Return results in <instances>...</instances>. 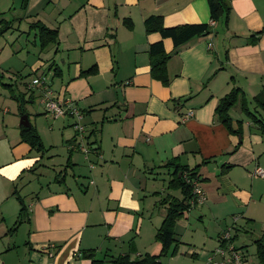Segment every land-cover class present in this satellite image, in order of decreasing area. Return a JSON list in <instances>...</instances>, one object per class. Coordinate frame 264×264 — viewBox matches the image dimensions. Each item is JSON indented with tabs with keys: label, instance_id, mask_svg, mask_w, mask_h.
Returning a JSON list of instances; mask_svg holds the SVG:
<instances>
[{
	"label": "crops",
	"instance_id": "1",
	"mask_svg": "<svg viewBox=\"0 0 264 264\" xmlns=\"http://www.w3.org/2000/svg\"><path fill=\"white\" fill-rule=\"evenodd\" d=\"M228 1V21L223 17L213 33L175 50L172 39L147 33L145 21L160 16L166 27L211 25L208 0H0V31L7 28L0 34L3 83L30 96V80L46 74L56 94L82 110L86 142L94 149L88 160L70 148L74 118L53 117L41 107L37 113L46 119L39 122L49 126L40 134L41 149L22 141L15 120L11 134L0 133V264H112L119 255L158 254L163 199L182 198L180 190L167 188L174 169L163 165L173 158L197 168L206 194L196 212L212 240L193 252L202 262L227 226L235 223L241 249L249 242L237 244L239 228L250 233L248 222L264 226V177L252 176L264 168V109L255 100L264 97V33L255 34L264 28V0ZM37 21L58 30V43L40 49L38 30L30 28ZM8 32L17 35L8 39ZM161 40L171 55L169 85L151 72L150 46ZM236 87L256 116L238 105L229 110L240 133L216 113ZM1 89L10 97L0 81V98ZM31 96L39 99V92ZM0 111L7 115L10 108L0 103ZM35 127L41 131L38 119ZM18 197L26 215L16 227ZM189 211L176 226L179 252L177 228L181 221L192 226Z\"/></svg>",
	"mask_w": 264,
	"mask_h": 264
},
{
	"label": "trees",
	"instance_id": "2",
	"mask_svg": "<svg viewBox=\"0 0 264 264\" xmlns=\"http://www.w3.org/2000/svg\"><path fill=\"white\" fill-rule=\"evenodd\" d=\"M24 2L26 3L27 0H24ZM208 2L213 20L218 22L224 17L225 21H228L231 10L228 0H208ZM30 28L33 30H38L39 47L41 50H44L51 44L58 43V30L49 28L41 21L33 23ZM145 30L147 33L158 32L161 34L162 38L172 39L175 50H178L181 46L195 37L202 36L204 33L210 35L213 33L214 28L208 23L185 24L175 27H166L163 23L162 17L150 16L145 21ZM4 31H0V34ZM263 33L264 28L255 34L258 37ZM170 56L171 55L165 51L162 40L151 44L150 57L152 75L158 80H161L165 85H169L170 83L167 70V63ZM0 81L9 90L10 97L14 98L18 102L19 108L22 111L23 105L26 102L31 101L32 94L27 96L28 92L25 93L18 91L15 89L13 83H3L2 77L0 78ZM28 91L30 90L28 89ZM255 100L257 101L258 105L264 109V97L256 96ZM236 105L240 106L241 110L246 114L256 118L248 106V99L245 92L238 87L233 88L228 94L220 99L216 109V113L218 114L219 118L232 133L241 132L240 129L234 128V122L228 113L229 110ZM20 134L22 141L29 143L32 147H37L39 149L42 148L43 144L40 134L38 133L36 127H34L32 124L29 127L21 126ZM163 167L174 169L173 177L168 182L167 188L171 190H180L182 198L172 194H167L163 199V203L166 205V215L155 236L156 241L160 242L161 244V251L158 254L147 253L135 259H131L130 254L119 255L112 261V264H162V256L168 254L172 248L174 254L178 252L179 242L176 239L177 222L187 211L192 209L190 200L193 197L192 185L191 183L187 182L184 175L185 173H188L189 178L193 180L198 176V173L196 171L197 168L191 169L187 166H183L179 162L178 158L171 159L170 161L166 162ZM19 198L20 197H18V199ZM20 202L22 204V208L16 223V227L25 220L26 215L25 206H23L24 202L21 198ZM16 227H13L11 231H15ZM255 243L256 255L259 259V263L264 264V232L258 239L255 240ZM87 257L92 258V254H87ZM93 264H103V261L94 259Z\"/></svg>",
	"mask_w": 264,
	"mask_h": 264
},
{
	"label": "built area",
	"instance_id": "3",
	"mask_svg": "<svg viewBox=\"0 0 264 264\" xmlns=\"http://www.w3.org/2000/svg\"><path fill=\"white\" fill-rule=\"evenodd\" d=\"M216 23L215 20H212L211 26L214 27ZM208 47L212 48V42L208 43ZM28 89L32 94L36 91L39 92L40 104L47 114L53 117L69 115L75 119L73 125L76 132L75 142L69 144V147L79 150L89 160L94 149L89 142H86V128L82 123L84 114L76 101L70 97L57 95L44 73L34 76L28 84ZM188 115H193V111H190ZM90 166L93 168L95 164L91 162ZM184 176L193 188V197L190 200L191 208L203 204L206 194L200 184V178L197 176L192 180L189 178L188 173H185ZM252 176L264 177V168L261 166L256 167L252 171ZM235 219H237L236 216ZM234 224L227 226L220 232L219 244L210 252L206 264H248V258L244 251L235 244Z\"/></svg>",
	"mask_w": 264,
	"mask_h": 264
},
{
	"label": "rangeland",
	"instance_id": "4",
	"mask_svg": "<svg viewBox=\"0 0 264 264\" xmlns=\"http://www.w3.org/2000/svg\"><path fill=\"white\" fill-rule=\"evenodd\" d=\"M28 30L31 29H27ZM14 32L17 30H13ZM35 31V30H34ZM32 30V33L30 34V40L34 39L35 33ZM36 32V31H35ZM13 35H17V33H11L8 32L7 36L9 37L8 39L11 38V36ZM25 38V34L23 35ZM38 46V44H37ZM30 47H32V44L30 43ZM1 93L6 94V92L1 89ZM4 95V96H5ZM1 97L0 98V103L3 106L9 107L10 108V113L7 115H2L1 111H0V133H2L3 131H7L8 133L11 134L13 128V124L16 122V127L19 130L20 127V121L21 118L23 116V114L27 113L28 118H29V122L35 127V122L38 119V123H39V127H41V131H38L39 134H46V132H48V128L49 126H44V124H42V122H39L40 119L45 120L46 118H40L42 115H38L37 110L39 109V107L43 108V106L40 104V101L38 98H35L34 101L31 100L30 102H26L23 105V110L21 111V109L19 108V104L15 99H12L11 97H9L7 95V97ZM3 101V102H2ZM44 110V108H43ZM3 117L4 118H9L8 120V125L6 124L7 121L4 120L3 121ZM48 119H50V117H48ZM15 120V122H14ZM75 121V119H74ZM48 123V122H47ZM83 123V122H82ZM43 125V126H42ZM74 128V126H73ZM75 130V129H74ZM0 147H4V143L0 142ZM197 206L192 208L189 212H188V216L189 218L187 219L188 222H190V225L192 224L191 227L185 226L182 224L178 225L177 231H179V235L177 236L178 239L182 240V244H181V252H177V253H173V248L172 250L166 254L163 255L161 258L162 264H206V262H202L201 258L198 259V257H196V255L193 253L195 251V247L198 248H209L210 246V242L209 240H212L210 238L212 234V232H208L207 230V222L206 219H200L199 215L197 214ZM233 218V217H231ZM249 224V232L247 233L245 232L243 229L239 228L238 230V238H236V242L237 244H242L244 243V241H247L249 243H246L244 245V247L242 248L243 251L247 250L248 253L250 252V255H252V259H254V264H259V259L257 258L256 255V246L254 244V239H256L257 237H260L263 234V228L264 226H262L263 224H261L260 221L257 222H248ZM183 228V229H182ZM251 228V229H250ZM262 231V232H261ZM235 233H237V231H235ZM246 251V253H247ZM247 253V254H248ZM174 256V257H173ZM254 256V257H253ZM256 256V257H255Z\"/></svg>",
	"mask_w": 264,
	"mask_h": 264
},
{
	"label": "water",
	"instance_id": "5",
	"mask_svg": "<svg viewBox=\"0 0 264 264\" xmlns=\"http://www.w3.org/2000/svg\"><path fill=\"white\" fill-rule=\"evenodd\" d=\"M203 35L206 36L208 34L204 33ZM118 93H119L120 100L122 101L123 98H122L121 89H118ZM30 125H31V123L29 122L28 115L27 114L23 115L22 118H21V121H20V126L29 127Z\"/></svg>",
	"mask_w": 264,
	"mask_h": 264
}]
</instances>
